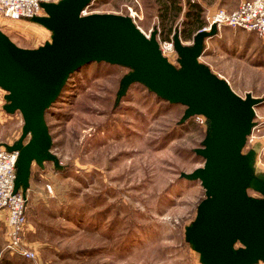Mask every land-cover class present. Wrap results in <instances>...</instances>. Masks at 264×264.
I'll list each match as a JSON object with an SVG mask.
<instances>
[{
  "label": "rangeland",
  "instance_id": "rangeland-1",
  "mask_svg": "<svg viewBox=\"0 0 264 264\" xmlns=\"http://www.w3.org/2000/svg\"><path fill=\"white\" fill-rule=\"evenodd\" d=\"M176 1L182 7L187 3ZM192 1L197 0H188ZM201 1L204 26L214 9H233L240 0ZM165 2L172 0H93L84 14L128 16L132 7L141 15L136 26L147 35L156 31V40L163 42L175 33L181 35L184 16L173 18L171 3L169 19L163 18ZM47 6H42L39 16H49ZM0 30L28 49L50 43L53 35L27 19L0 17ZM188 31L180 38L184 45L192 44ZM225 42L209 41L210 51L202 53L198 62L240 97L251 94L260 99L241 154L253 149L254 173L264 175V59H250L244 52L234 57L233 42ZM165 56L179 67L176 52ZM129 72L120 64L88 63L69 76L48 107L44 118L51 157L32 161L28 184L22 189L27 198L25 241L37 262L6 249L1 212L0 264H202L195 245L198 239L187 238L186 232L195 226L199 204L207 195L198 179L184 174L203 166L204 158L196 149L205 145L204 115L181 122L185 106L158 98L140 82L131 83L119 95L121 80ZM7 94L0 88V142L6 149L19 140L24 124L19 110L5 109ZM30 140L28 133L23 145ZM246 193L264 201V194L252 186L246 187ZM231 245L234 250L241 246L237 241Z\"/></svg>",
  "mask_w": 264,
  "mask_h": 264
},
{
  "label": "water",
  "instance_id": "water-1",
  "mask_svg": "<svg viewBox=\"0 0 264 264\" xmlns=\"http://www.w3.org/2000/svg\"><path fill=\"white\" fill-rule=\"evenodd\" d=\"M93 0H59L47 4L49 16H34L53 33L52 41L36 49L17 46L0 30V88L8 92L9 112L24 117L21 137L9 150H18L15 188L28 184L33 160L51 157V136L45 112L56 100L69 76L92 62L120 64L130 68L121 80L119 95L133 82H140L159 98L185 106L181 122L202 114L209 121L204 147L196 152L204 158L187 179H198L207 198L187 238L198 239L202 264H264V201L249 197L246 187L264 194V175L254 173L255 151L241 154L251 134L254 106L260 99L237 95L228 83L198 62L205 39L216 33L199 30L191 45L179 34L172 36L179 67L159 49L156 31L145 36L127 15L92 13L83 15ZM31 134L23 145L22 139ZM241 244L236 250L231 242ZM197 250V249H196ZM198 251V250H197Z\"/></svg>",
  "mask_w": 264,
  "mask_h": 264
},
{
  "label": "built area",
  "instance_id": "built-area-1",
  "mask_svg": "<svg viewBox=\"0 0 264 264\" xmlns=\"http://www.w3.org/2000/svg\"><path fill=\"white\" fill-rule=\"evenodd\" d=\"M58 1L0 0V17L9 20H31L32 17L40 15L42 3H56ZM128 11V16L134 23L141 19L140 13L132 7H128ZM82 14L85 15L84 11ZM212 25L216 26V33L221 28L228 26L264 37V0H242L233 10L217 7L206 16V23L199 30L210 31ZM141 32L143 33L142 30ZM150 34L144 35L149 37ZM158 45L164 56L168 53H175L172 39L158 42ZM18 155V150L6 149L0 142V213L3 212L5 218L6 249L11 254L37 262L35 251L25 241L27 198L21 187L14 191ZM47 186L51 189L50 185Z\"/></svg>",
  "mask_w": 264,
  "mask_h": 264
},
{
  "label": "crops",
  "instance_id": "crops-1",
  "mask_svg": "<svg viewBox=\"0 0 264 264\" xmlns=\"http://www.w3.org/2000/svg\"><path fill=\"white\" fill-rule=\"evenodd\" d=\"M241 1L242 0H240L239 3ZM177 2L178 1L173 2V5H175L176 7L179 8L176 16H180V18H181V14L184 15L181 18V20H183L185 18V13H187L189 10L192 12L196 11L199 14V13L203 12V9H202L203 6L205 7V4L201 0H199V1L197 0L196 2L192 1L191 3H189L187 0V3L183 7H182L181 2H178V4H177ZM238 4H237V6H238ZM164 5H167L170 8L169 5H171V3L169 4V2H165ZM235 8H233V9H235ZM233 9H228V10H233ZM171 10H173V6H172ZM173 12H175V10H173ZM154 18H157V16H154ZM200 19H201V16H198V18L195 21V24L192 28L193 31L191 30V38L192 39H193L194 34L199 30V28H201L203 26V20H200ZM222 29H224L223 30V32L225 31L224 33L221 32ZM226 30L229 31V34H226V35H228L227 37H225V33L227 32ZM187 36H190V32H189V35H187ZM217 40L221 41V43H226L225 41H227V44H229V45H231L233 42L232 50H234V52H233L234 57H237V55L244 52V53H246V55H248V57L250 59H253V58L264 59V37H259L257 34H255L253 32H248V31H245V30L240 29V28L230 27L229 29H227L226 27H223L216 33V35L205 39L203 53H205L207 50L210 51L209 50L210 49L209 41L214 42Z\"/></svg>",
  "mask_w": 264,
  "mask_h": 264
},
{
  "label": "trees",
  "instance_id": "trees-1",
  "mask_svg": "<svg viewBox=\"0 0 264 264\" xmlns=\"http://www.w3.org/2000/svg\"><path fill=\"white\" fill-rule=\"evenodd\" d=\"M174 2V0H172V2L171 3H173ZM164 11H163V18H166V20H168L169 19V16H168V10L170 9L168 6H164ZM176 8V9H175ZM178 7H174V5H173V10H175V12H173L172 13V17L173 18H175L176 17V15H177V11H178ZM192 15H195V17L197 18L198 16H199V14L196 12V14H194V12H192V11H188L187 13H185V18L182 20V24H183V32L181 33V35H179V37L181 38V37H184V31L185 30H189L188 32H190V34H191V30H192V28H193V26H194V24H195V20H193L192 18H191V16ZM166 20L164 21L165 23H166ZM163 22V25H165V23ZM170 27V26H169ZM195 28V27H194ZM170 30H171V28H169ZM200 29V28H199ZM193 31V30H192ZM167 37H169V36H167ZM172 38V37H171ZM156 95V94H155ZM157 96V95H156ZM158 97V96H157ZM159 98V97H158ZM161 99V98H160ZM204 121H205V123H207V129H208V127H209V121H208V119L204 116ZM17 169V168H16ZM15 172H16V170H15Z\"/></svg>",
  "mask_w": 264,
  "mask_h": 264
},
{
  "label": "bare ground",
  "instance_id": "bare-ground-1",
  "mask_svg": "<svg viewBox=\"0 0 264 264\" xmlns=\"http://www.w3.org/2000/svg\"><path fill=\"white\" fill-rule=\"evenodd\" d=\"M199 115V114H198Z\"/></svg>",
  "mask_w": 264,
  "mask_h": 264
}]
</instances>
